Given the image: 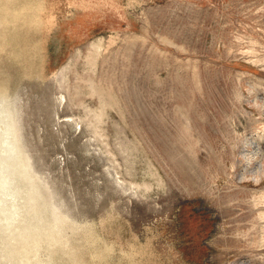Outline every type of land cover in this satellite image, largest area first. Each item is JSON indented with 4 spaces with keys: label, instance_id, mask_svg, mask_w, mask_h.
<instances>
[{
    "label": "rangeland",
    "instance_id": "rangeland-1",
    "mask_svg": "<svg viewBox=\"0 0 264 264\" xmlns=\"http://www.w3.org/2000/svg\"><path fill=\"white\" fill-rule=\"evenodd\" d=\"M0 264H264V0H0Z\"/></svg>",
    "mask_w": 264,
    "mask_h": 264
}]
</instances>
